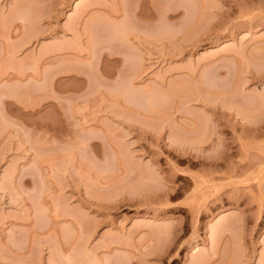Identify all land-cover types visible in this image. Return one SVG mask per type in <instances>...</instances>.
Here are the masks:
<instances>
[{"label":"rangeland","instance_id":"obj_1","mask_svg":"<svg viewBox=\"0 0 264 264\" xmlns=\"http://www.w3.org/2000/svg\"><path fill=\"white\" fill-rule=\"evenodd\" d=\"M185 1L0 0V264H264V0Z\"/></svg>","mask_w":264,"mask_h":264},{"label":"bare ground","instance_id":"obj_2","mask_svg":"<svg viewBox=\"0 0 264 264\" xmlns=\"http://www.w3.org/2000/svg\"><path fill=\"white\" fill-rule=\"evenodd\" d=\"M183 1H185V0H183ZM188 1V0H187ZM193 1V0H192ZM172 2V1H171ZM186 2V1H185ZM197 2V1H196ZM174 7L175 8H178L177 7V4L176 5H174ZM194 7V6H193ZM179 9V8H178ZM193 9V8H192ZM135 10V9H134ZM134 10H132L133 12H134ZM173 10V9H172ZM175 10V9H174ZM176 11H177V9H176ZM132 12V13H133ZM189 13V12H188ZM137 16H135V18H136ZM134 69H136V71L139 69V67L138 66H136ZM135 71V70H134ZM135 73V72H134ZM204 132H206V131H204ZM201 134V133H200ZM205 135H206V133H205ZM204 137V136H203ZM201 143H202V141H201ZM198 144V143H197ZM192 147V146H191ZM195 147V146H194ZM199 147V146H198ZM196 148V147H195ZM201 149V148H200ZM193 150V149H192ZM159 188V187H158ZM154 189V188H153ZM153 192H155V191H153ZM156 193V192H155ZM214 234V233H213ZM215 234H217V232H215ZM213 236V235H212ZM14 243V242H13ZM13 245H16V243H14ZM18 245V244H17ZM199 251V249L198 248H195L194 249V252L195 253H197Z\"/></svg>","mask_w":264,"mask_h":264}]
</instances>
